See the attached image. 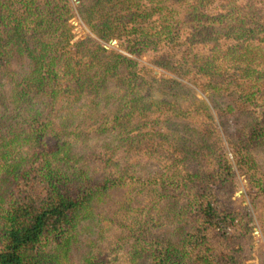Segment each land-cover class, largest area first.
I'll use <instances>...</instances> for the list:
<instances>
[{"label":"trees","instance_id":"1","mask_svg":"<svg viewBox=\"0 0 264 264\" xmlns=\"http://www.w3.org/2000/svg\"><path fill=\"white\" fill-rule=\"evenodd\" d=\"M75 7L0 0V264H264V0Z\"/></svg>","mask_w":264,"mask_h":264},{"label":"rangeland","instance_id":"2","mask_svg":"<svg viewBox=\"0 0 264 264\" xmlns=\"http://www.w3.org/2000/svg\"><path fill=\"white\" fill-rule=\"evenodd\" d=\"M70 2H72V8L76 12L75 16H73V18L71 19V22L75 25V27L73 28L76 34L74 36L75 38L78 35H81L85 31H87V27L84 21L81 19V17L77 13V10L75 7V5L77 4V0H70ZM111 39H114L115 41L114 42L110 41L109 43L108 41L102 40V43L107 44V47H113L116 50H120L123 53L128 54L127 51L120 46L119 42L115 38H111ZM132 56L140 62H146L148 59L146 55L133 54ZM156 70H158L159 72L157 74H161L163 71L161 70V68H157ZM233 183H234L233 184V197H235V199H241V201H243L244 203H248V196H246L247 183H246V179L244 178V176L237 173ZM115 202L116 200L112 201L110 200L109 196H107L104 202L103 201L100 202L101 204L103 203L102 205L100 204L102 206V211L96 213V210L100 207L99 205L96 208L95 212L93 213L92 218L86 222L90 225L91 228L93 227V231H92L93 238H95V236L97 235L111 236V234L117 231L118 227L115 228V225L111 221V216L114 211ZM101 213H104V214L106 213V216L102 217ZM251 214H252V218L248 221V228L251 234L253 235V242H254L253 254L255 257V262L258 263L260 262L259 257L261 256V252L262 250H264V237L261 231L262 225L260 224L259 219L257 218V214L254 212L253 209H251ZM107 217H109V219ZM86 231L87 229L84 228L82 232L83 236H84V232ZM99 246L101 249L103 250L105 249L103 243L100 242ZM109 255L113 256L115 255V253H110Z\"/></svg>","mask_w":264,"mask_h":264},{"label":"water","instance_id":"3","mask_svg":"<svg viewBox=\"0 0 264 264\" xmlns=\"http://www.w3.org/2000/svg\"><path fill=\"white\" fill-rule=\"evenodd\" d=\"M110 41L114 42L115 40H114V39H110V40H109V43H110ZM103 45H104L105 47H107V44H103ZM155 72H156V73H159L158 70H155Z\"/></svg>","mask_w":264,"mask_h":264}]
</instances>
